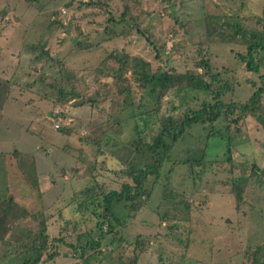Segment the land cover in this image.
<instances>
[{
    "label": "rangeland",
    "instance_id": "374dc122",
    "mask_svg": "<svg viewBox=\"0 0 264 264\" xmlns=\"http://www.w3.org/2000/svg\"><path fill=\"white\" fill-rule=\"evenodd\" d=\"M263 10L264 0H0V264H23L20 246L35 227L33 213L57 220L51 232L69 218L77 227L79 217L88 231L97 217L76 216L74 193L93 184L94 176L106 188L121 187L123 179L102 166L116 167L120 158L111 153L130 151L121 143L130 123L124 137L106 145L108 155L97 158L90 142L103 132L113 137L116 119L130 115L125 107L131 97L116 93L113 55L177 73L204 72L197 65L205 59L220 74L219 83L232 84L223 99L243 102L264 85V52L255 55L260 70H249L247 36L235 35L229 25L250 30ZM121 77L139 100L144 89L132 68ZM60 87L67 91L63 98ZM184 88L164 97L159 118L169 109L180 116L212 100ZM106 92L112 96L101 99ZM214 125V134L211 122L185 130L171 159L147 179L145 205L136 214L127 202L114 203L125 247L108 235L100 246L72 253L65 241L75 245L78 239L69 227L63 244L53 248L59 255L40 264H128V242L138 235L149 247L137 264H253L258 249L264 264V174L253 173L254 166L264 168V125L254 116L230 130L223 116ZM202 152L203 162H189Z\"/></svg>",
    "mask_w": 264,
    "mask_h": 264
},
{
    "label": "trees",
    "instance_id": "16d2710c",
    "mask_svg": "<svg viewBox=\"0 0 264 264\" xmlns=\"http://www.w3.org/2000/svg\"><path fill=\"white\" fill-rule=\"evenodd\" d=\"M98 2L102 4V1ZM92 3L94 2L92 1ZM226 24L229 25V22L226 21ZM253 24L255 25L250 30L238 23L229 26L234 28L235 35L247 36V54L249 57L247 68L258 71L260 70V64L256 61L255 55L264 52V10L261 16L255 17ZM113 57L119 66V70L115 73V84L118 86L116 93L123 95L125 100L128 99V96L131 97V102H128L125 107L127 111L131 110L130 115L127 119H116L113 125L114 128L110 129V131L113 130V137L110 136V133L103 132L102 137L100 136L98 138V136H95L90 142L94 141L97 145V158L100 155H108L109 151L104 149L106 145L110 144L111 140L115 138L117 139L120 136L124 137L126 123L127 121L130 123L128 138H125L121 142L130 151L124 156L111 153V157L118 156L120 158L115 165L116 167L108 164L102 166L106 171L115 174L120 180L123 179L121 187L118 189L106 188L105 184L98 182L97 177L94 176L93 184L74 193L72 201L75 203L74 209H76V216H82L84 213L91 212L97 217L95 228L88 231H83V223H86L84 217H79L75 220L77 227L73 225L72 218H69L63 221L65 223L63 226L55 230L53 227L57 223L56 219L50 218L45 212L33 213L31 216L36 221L35 227L27 229L25 240L22 241V245L20 246L22 256H24L23 264H40L47 259L50 260L59 255V251L53 248H57L60 244H63L65 241L64 236L69 227L72 228L70 230L77 233L78 239V244L75 245L68 244L65 241V244L71 247L72 253H76L78 247H82L81 249L84 252L87 248L100 246L102 236L105 237L108 235H112L111 242L116 241L123 247V242L126 241V238L118 228L123 227L124 222H122L121 217L114 211V203L127 202L130 212L133 214H136L145 205L146 197L144 196L146 193L145 185L147 179L151 175H157L163 163L167 159H171L170 152L174 144L192 124L211 122L213 131H210L209 134L215 133L216 126L214 124L222 116L225 118L228 130L231 129V124L239 123L248 116L256 117L264 125V85L259 86L243 102H226L223 96L232 89V84L227 82L219 83L221 80L220 74L212 72L210 63L205 59H202L197 65V68H203L204 72L199 73L195 69L193 71L188 70L184 73H177L173 69H164L161 66L153 71L149 61L139 58H136L137 62L131 65L129 55H113ZM130 67L133 70L135 83L144 89V94L139 100L134 99L130 88L123 86V80L127 79L121 76L127 70L129 71ZM261 77L264 83V74ZM216 82L219 84L217 85ZM184 87L204 91L212 97V100L206 99L202 101L200 108L193 109L190 112H183L180 116L174 115V110L169 109L167 113H164V116L161 114V118H159L158 114H160L161 107L159 109L158 105L161 106L164 97L167 94L177 96V92H185ZM66 93L67 91L60 87L59 96L63 98ZM108 95H110L109 92H106L101 99L107 98ZM113 95H115V92ZM175 107L174 105L173 109ZM132 123L133 126H131ZM154 123L156 124V129L152 128V124ZM149 128L152 130V135L148 138L145 134H147ZM98 139L99 142L96 141ZM121 143L115 141L113 145L117 147ZM231 145L230 141L227 147L228 156L226 158L228 160H231ZM204 154L206 155L205 152H202L200 155L190 159L189 162L193 163V160H195L197 164H200L203 162ZM253 168L254 174H258L259 172L264 174V168L255 166ZM257 168L259 169L256 170ZM72 201H68L67 204H70ZM78 211L80 214H78ZM62 215L63 213L61 212L60 217ZM63 219L61 218V220ZM50 225L53 226L51 228L52 232L51 230L49 231ZM57 230L61 233L60 236L52 234ZM93 231L99 232L97 237ZM84 236L87 238V241L85 244H82V238ZM148 247V243L142 245L140 235H138L133 241L128 242L129 252L127 250L125 254L127 258L126 262L128 264L130 262L137 264L141 254ZM259 254L260 249L254 253L252 258L253 264H263Z\"/></svg>",
    "mask_w": 264,
    "mask_h": 264
},
{
    "label": "built area",
    "instance_id": "2783aa9c",
    "mask_svg": "<svg viewBox=\"0 0 264 264\" xmlns=\"http://www.w3.org/2000/svg\"><path fill=\"white\" fill-rule=\"evenodd\" d=\"M55 126H56L57 128H59L60 125H59V124H56Z\"/></svg>",
    "mask_w": 264,
    "mask_h": 264
}]
</instances>
